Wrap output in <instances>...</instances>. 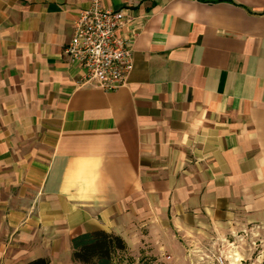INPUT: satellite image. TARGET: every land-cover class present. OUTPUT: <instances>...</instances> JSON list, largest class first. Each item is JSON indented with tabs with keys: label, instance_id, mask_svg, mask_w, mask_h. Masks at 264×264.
I'll use <instances>...</instances> for the list:
<instances>
[{
	"label": "crops",
	"instance_id": "0c3cea01",
	"mask_svg": "<svg viewBox=\"0 0 264 264\" xmlns=\"http://www.w3.org/2000/svg\"><path fill=\"white\" fill-rule=\"evenodd\" d=\"M90 2L0 0V264H75L94 230L135 255L264 224V0H99L136 36L112 92L64 52Z\"/></svg>",
	"mask_w": 264,
	"mask_h": 264
},
{
	"label": "built area",
	"instance_id": "2783aa9c",
	"mask_svg": "<svg viewBox=\"0 0 264 264\" xmlns=\"http://www.w3.org/2000/svg\"><path fill=\"white\" fill-rule=\"evenodd\" d=\"M130 15L127 9H106L91 0L73 20V33L65 54L83 71L81 85L112 92L122 87L133 70L134 33H123Z\"/></svg>",
	"mask_w": 264,
	"mask_h": 264
},
{
	"label": "rangeland",
	"instance_id": "374dc122",
	"mask_svg": "<svg viewBox=\"0 0 264 264\" xmlns=\"http://www.w3.org/2000/svg\"><path fill=\"white\" fill-rule=\"evenodd\" d=\"M176 249L117 256L118 264H264V224L237 221L176 236Z\"/></svg>",
	"mask_w": 264,
	"mask_h": 264
},
{
	"label": "trees",
	"instance_id": "16d2710c",
	"mask_svg": "<svg viewBox=\"0 0 264 264\" xmlns=\"http://www.w3.org/2000/svg\"><path fill=\"white\" fill-rule=\"evenodd\" d=\"M72 259L75 264H118L117 256L126 252L124 241L113 233L94 230L71 239ZM26 264H49L37 258Z\"/></svg>",
	"mask_w": 264,
	"mask_h": 264
}]
</instances>
